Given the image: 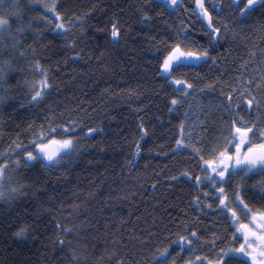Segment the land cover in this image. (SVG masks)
<instances>
[{
  "label": "trees",
  "instance_id": "16d2710c",
  "mask_svg": "<svg viewBox=\"0 0 264 264\" xmlns=\"http://www.w3.org/2000/svg\"><path fill=\"white\" fill-rule=\"evenodd\" d=\"M21 2L25 23L30 16L39 15L41 9L29 8V0ZM232 2L222 3L225 12L219 18L226 23ZM141 3L143 0H57L66 25L81 15L86 22L75 23L64 35L45 29L41 40L32 35L24 38L25 50L31 46L39 53L36 59L49 71L53 85L36 107L25 102L23 82L40 77L24 59L0 57L13 59L18 71L8 83L18 89L13 96L23 105L20 108L9 100L4 106L0 152L7 151L13 140L29 144L33 124L51 122L58 127L77 120L84 131L97 129L87 136L78 131L79 150L52 168L41 162H22L11 170L14 188L22 185L23 189L11 200L0 199V264H118L121 258L124 264H154L157 250L169 244L176 264H183L180 257L187 259V254L178 255L174 243L175 234H186L182 225L177 226L179 221L190 227L194 224L205 239L218 228L231 232L228 221L216 213V201L211 210L202 213L193 204L196 188L187 180L171 179L185 169H195L194 163L187 162L190 152L173 154L186 108L170 111L175 89L159 78L156 55L146 37L155 36L157 41L167 37L178 21L173 13L158 14L160 10L150 2L144 6L153 16V24L144 26L134 7ZM113 17L122 28H129L118 45L112 44L109 32ZM35 26L44 28L43 24ZM15 29L14 23L13 32ZM195 30L194 39L200 40L206 30L200 23ZM138 33H146V37ZM223 38L212 52L215 61L182 69L194 86L236 85L250 51L264 46V16L256 12L230 23ZM72 39L78 58H73ZM5 41L11 43L7 37ZM242 115L249 119L246 113ZM141 120L148 128L143 139ZM260 179L253 175L244 182L251 186ZM57 222L73 229L70 235L60 234L66 241L63 248L58 243ZM25 226H29L27 237H18L16 233Z\"/></svg>",
  "mask_w": 264,
  "mask_h": 264
},
{
  "label": "snow or ice",
  "instance_id": "6c2138e0",
  "mask_svg": "<svg viewBox=\"0 0 264 264\" xmlns=\"http://www.w3.org/2000/svg\"><path fill=\"white\" fill-rule=\"evenodd\" d=\"M150 2L154 8L160 10L158 14L161 15L165 11L175 13L181 6L187 8L183 5V0H143V3L134 7L139 15V23L144 26L153 24V16L144 6ZM28 7L39 8L41 11L38 16H30L25 23V9L21 0H0V57L18 56L28 62L30 69L40 77L25 79L23 82V88L27 92L25 102L36 107L45 101L53 85L49 80V71L36 59L39 53L31 46L25 50L24 38L32 35L35 40H41L45 29L64 35L70 26L77 22L83 25L86 21L83 15L75 16L69 25H66L64 14L58 10L60 6L57 0H29ZM229 8L231 14L226 23L219 18L225 12L222 3L217 0H211L210 4L206 3V0H194V7L190 11L206 30L202 31L200 40L194 39L196 30L192 16L180 19L178 25L171 26L169 35L158 41L155 36L146 37V33H138L152 44L150 51L156 55L159 78L175 89L176 94L170 99V111L179 110L185 104L191 109L189 98L192 93L202 94L199 86H194L185 77L182 69L206 64L209 60L215 61L212 52L229 33L230 23H239L256 12L264 16V0H233ZM214 12L216 16L213 15ZM37 24H43L44 28L36 27ZM128 31L127 26L122 28L120 20L113 17L109 26L112 44L118 45ZM6 37L10 39V44L6 43ZM69 44L73 49V58L80 57V53L75 51V39L70 40ZM28 56L32 57L31 61H28ZM17 71L13 59H0V127L4 124L3 109L9 100H15L17 106L23 108V105L19 104V97L13 96V92L18 89H13L8 83L9 78ZM228 89L214 101V106L221 116L216 125L218 135L206 140L196 134L191 125L188 126L187 132L183 121L178 125L179 139L175 140L173 154L190 152L191 157L187 162L194 163L195 169H185L171 179L187 180L196 188L197 195L192 198L193 204L202 213L205 209L211 210L212 201H216L217 215L228 221L231 229L229 233L223 228H218L210 234V239H205L194 224L190 227L187 222L179 221L177 226L182 225L186 234H175L174 243L180 250L178 255L187 254V259H184L183 255L180 257L183 264H264V77L261 81H253L244 79L242 75L240 81L235 86L228 85ZM200 107L197 104V108ZM242 113H246L249 119ZM139 127L140 138L143 139L148 135V128L144 126L143 120L139 122ZM78 131L84 130L77 120H70L58 127H53L51 122L30 125L28 135L32 139L29 144L13 140L7 151L0 152V199L11 200L23 189L21 185L10 192L6 191L4 180L10 178L6 177V173L18 168L22 162H41L49 168L56 166L64 157L79 150V137L76 134ZM96 131L97 129L89 127L84 131V135ZM193 140L194 143L191 142ZM139 151L138 144L137 154ZM12 157L15 159H10ZM253 175H259L261 179L249 186L244 181ZM257 204L260 206L257 207ZM201 205L203 207H200ZM55 230L58 243L63 248L66 241L60 234L70 235L73 229L57 222ZM28 232L29 226H25L20 228L16 235L25 238ZM172 235L170 234V238ZM238 240L241 242L237 246ZM171 247L169 244L158 249L152 257L154 264H176V257L170 251ZM73 255L75 256L74 251ZM118 264H124L122 258Z\"/></svg>",
  "mask_w": 264,
  "mask_h": 264
},
{
  "label": "rangeland",
  "instance_id": "374dc122",
  "mask_svg": "<svg viewBox=\"0 0 264 264\" xmlns=\"http://www.w3.org/2000/svg\"><path fill=\"white\" fill-rule=\"evenodd\" d=\"M183 5L187 8L181 6L177 12L173 13L176 20L184 19L187 16H192V22H195L194 27H198V20L192 15L191 9L194 7V0H183ZM200 28V27H199ZM224 39V38H223ZM246 80L261 81L264 77V46L255 50L250 51L249 57L247 59V64L245 65L242 73ZM235 86V85H233ZM201 92H193L189 98V103L192 105L191 109L188 104H185L186 114L185 115V131L187 132L188 126L191 125L194 128V132L199 136H202L206 140H211L213 137L218 135L216 125L220 121V113L216 110L214 106L215 98L221 95L224 91L229 90L228 87L219 86H208L201 88ZM211 102V103H210ZM197 104L201 107L197 108ZM195 142V140L191 141ZM10 176V172L6 173V177ZM14 181L11 182L10 178L4 180V188L6 191L10 192L14 188ZM241 242V241H240Z\"/></svg>",
  "mask_w": 264,
  "mask_h": 264
},
{
  "label": "flooded vegetation",
  "instance_id": "af4514ba",
  "mask_svg": "<svg viewBox=\"0 0 264 264\" xmlns=\"http://www.w3.org/2000/svg\"><path fill=\"white\" fill-rule=\"evenodd\" d=\"M227 0H223V2L222 3H224V2H226ZM218 2V1H217ZM206 3H211V0H206ZM233 3V2H232ZM242 6V5H241ZM219 26V25H218Z\"/></svg>",
  "mask_w": 264,
  "mask_h": 264
}]
</instances>
